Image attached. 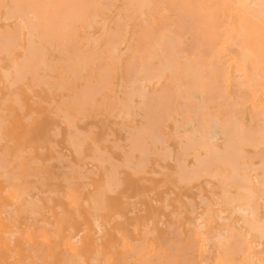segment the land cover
<instances>
[{"label":"bare ground","instance_id":"obj_1","mask_svg":"<svg viewBox=\"0 0 264 264\" xmlns=\"http://www.w3.org/2000/svg\"><path fill=\"white\" fill-rule=\"evenodd\" d=\"M10 20H13L12 23L10 22L9 24H7V22ZM1 22L6 23V29L1 28ZM20 41H25L27 43V46L25 48H21V46H19L20 49H24V55L22 59H19V62H16V60L14 62L13 57H11V48H17V46L20 44ZM2 52H6L7 56L10 55L12 60L10 57L9 59L14 62V64L12 63L13 66H11L13 70H7L5 68L2 69V74H5L3 78H6H4L6 80L5 83H9L10 88L11 85L13 87L16 86V84L18 85L17 80L20 81L21 79V81H23V77L27 79L26 75H30L32 80L34 79L35 81H39V79L46 77L40 80L41 85H43V83L45 85V81L49 77L47 73H45L47 70H50L51 72L53 71V73L55 70L59 72L60 77L58 79L55 78L53 84L58 86V91L69 89V91L72 93V95H70L69 97L65 96L64 99H62L63 102L59 105L61 106L60 109H62L61 112L65 120L67 121V124L69 123L71 126L70 128L68 124L70 135H67L71 137V139L69 140L70 142H72L71 145L73 147H77L74 148L75 153H77L79 157H81L80 154H78L79 152H82V157L85 155V151L83 152L82 148L85 146L84 144L88 142L87 135L90 138L89 140H92V135L89 134L93 132L92 129L96 126H93V128L89 126L91 127V131L85 133H83V131L81 132L80 129L78 130L76 127V132L74 125L75 119L78 117V114H83L81 113L82 111L91 112L99 108V105H101V109L102 106H105L104 108H107L109 115L115 117L114 114L116 113L117 117L123 116L124 120L127 118L129 119V121H132V119L136 118V115L139 114L138 110L141 111L143 120L141 121V124L133 127V130L127 131V133L129 132V134H127L129 135V137L127 138L129 143L127 148H130V150L126 153L128 155L130 154L129 158L131 157V159L125 158V162L128 163L130 161L132 164L130 162L128 164L124 163L125 165L123 166L125 168L129 166L131 170V167L134 164L133 162H135L134 160H137L136 157V159H133V156H136L133 155V152L135 154L136 150L140 152V159L139 161H137L138 163L136 162L137 165L134 164V166H138L141 168L143 167V172L144 169H147L144 167L150 165H143L144 158L146 157L145 160L147 161L151 160V158H149L150 154L161 156L160 159L165 160L164 162L167 163L168 158H170L168 156L171 155L173 159V152L171 153L172 147H170L169 141L170 138H175L179 145V151L177 154L179 155V157L176 158V164H178V166H176V172H178L179 175L178 179L182 183H186V185L189 186L192 185V183H194L195 181L201 180L202 178H208V180H206L205 182L206 185L208 183L212 184V192H210L211 197L213 198V200H215V202H211L209 200L206 201L204 199L206 197L203 196V199H201L206 202L205 205H208V201L210 204L202 213L196 215L195 213H197L199 210L196 211L195 202H193L194 206H191L192 204L190 202H192V199L189 200L186 198L191 204H189V214L194 215L192 226L195 228L193 231L194 242H192V240L190 239L191 244L187 246V248L189 247V251L191 250L190 248H194V251L198 254V257L201 260L200 264H209V260L213 253L211 249L214 248V245L216 247V253L214 255L213 264H264V0H0V53ZM55 54H59L62 60L58 66L52 65L54 64L52 60ZM1 61L4 60H1L0 58V62ZM54 61H56L55 63H57L58 60ZM11 75L13 78L11 77ZM119 75L121 76L120 81L117 80V77ZM19 76L21 78H19ZM53 77L54 76H50V78L48 79H53ZM15 81H17L16 84ZM78 81L82 82L80 87H78L77 85ZM51 83H49L51 85L49 87L51 89L49 90L52 94V88H56V86ZM24 85L27 86V83H25ZM5 89L7 90L6 85ZM29 92H32V90H29ZM98 93L99 95L102 94L101 101L96 98V96H98ZM15 94L17 95L18 93ZM11 96L8 93V95L6 96L8 98H6L7 101L4 98L2 99V102L4 100L6 101L4 102V104L8 101L10 102ZM13 96V98L18 99V95L16 97L15 95ZM20 96L21 95H19V97ZM34 97L35 96H33V98ZM19 100L20 102H22L20 98L18 100H14V102L16 101L15 104L17 103L18 106H22V103L18 104ZM54 101L56 100L54 99ZM43 102L44 101H41V103ZM51 104H53V101L51 102ZM24 108L21 107L20 110L23 111ZM55 109L56 108H54V110ZM60 109L58 110V113H55L56 116L60 115ZM3 110L1 112H3ZM5 111L6 110H4L3 112L4 114ZM1 112L0 114H2ZM9 113L11 114V112ZM33 115L37 114L34 113ZM33 115L31 114V116ZM138 116L140 117V114ZM61 118L63 119V117ZM1 119L2 117L0 118V120ZM24 119L26 121L27 118ZM84 119H86V117ZM84 119H82V121L80 122H83ZM8 120L9 118L5 121ZM171 120H173L175 124L174 131L169 134L167 132L169 126H167L166 124ZM1 121L0 127L2 129L4 119ZM62 124L65 123L62 122ZM124 125L125 124L122 125L121 123V128H124ZM131 128L129 127V129ZM71 129H74L75 131L73 132H76V134L78 133L77 138L79 137L80 142L82 140L80 138L81 135V137L85 135L82 143L85 141V139L87 141H85L83 144L80 143L79 140L74 136L76 134L71 133ZM53 133L54 136L55 133L56 135L62 134L57 129H54ZM71 134L74 136V140H76V142L73 141V136ZM60 135L55 137L60 138ZM113 135L115 137V133ZM1 136L3 137L2 133H0V142H2V140H5L2 139ZM69 136L68 139L70 138ZM111 136L112 134H109L108 137ZM6 138H8V136H6ZM96 139L95 141L92 140V142H98L96 141ZM108 140L105 141L108 142ZM115 141L112 142L115 145L114 147L118 149L117 151H119V147H121L119 145V141L120 143L123 142L122 140H118L117 143H114ZM52 142V146L53 144H57L56 141L53 143ZM102 142L103 141H101L100 143H96L98 145V148H94V146V150L92 149L93 153L95 152V150H97L95 154H97V152L99 151L98 154L95 157L93 155L92 158L91 156H89L90 158L88 157V159H92L93 162L97 161L100 167L103 166V168L106 166V161L107 163H113V165L109 164L112 171L113 169L111 166H113L114 168V165L116 167L119 166V164L111 162L109 159L104 160L105 156L101 157L100 153L104 155V151H101L100 145L102 144ZM9 143L12 145L13 141L10 142L9 140L8 144ZM125 143H127V141ZM81 144L83 145V147H81ZM5 147L4 150L6 149ZM55 147L57 148L58 146L56 145ZM123 148L124 146L121 147L120 150H122ZM27 149V151H29L28 153H30V151L32 150H29V148ZM40 150L41 152H43V149L39 148V151ZM123 150H125V148ZM107 151H105V153ZM24 152L25 154H28L26 151ZM141 152L143 156L145 155L144 158L141 156ZM6 153H0V157L3 155L7 156ZM31 153L33 152L31 151ZM15 154L17 155V152ZM22 154L20 155L22 156ZM58 154L61 153L57 152V155ZM62 154L61 158L58 160L63 159ZM107 154L109 155L110 152H108ZM127 154L124 153L126 157H128ZM110 156L112 157L111 154L109 155V158ZM3 157H1V159L6 160ZM19 157H17L18 160L23 156L21 158ZM69 157L66 156L64 160L67 162L71 161V157ZM141 157L143 158V160H141ZM56 159L57 158L51 157L52 161L50 160L49 162L52 163L53 160ZM88 159L87 161H90ZM110 159L118 162V160L113 157ZM33 160L38 162V159ZM33 160L31 161L33 164L37 163L33 162ZM84 160H86V158H84ZM2 161L3 160L0 161V170L3 169V171H5L7 169L8 166L1 167L4 164H8L9 167L10 165H12V163H8L10 161H3L4 163ZM49 162L47 164H49ZM62 162L63 161L61 160V164H63ZM173 162L175 163V161ZM41 163H43V161H39V164ZM51 163L50 166L52 165ZM74 163L72 162V165ZM120 163L123 164V162L121 161ZM159 163L160 161L158 160L156 166L157 164L160 165ZM29 165L30 164L28 163V166ZM21 166H23V164H21ZM62 166H64V164ZM73 166L72 173H77V171H74L76 170L77 166ZM86 167L87 166L85 164L84 168ZM121 167L119 166L120 169ZM136 167H132L136 169V171L134 170L135 173L133 171V174L136 175L137 173L138 176L142 173L139 172L141 171V169L138 168L137 171ZM157 167H159V169H162L161 165ZM17 168L20 169L19 165ZM65 168L68 170L71 167H68L66 165ZM82 168L80 167V171ZM119 168H117L116 173L118 172ZM164 168L167 169V166H164L162 171L165 170ZM15 169L12 170L13 173L12 171H2L4 173L3 174L0 171V176L1 178L4 177V182H6L7 179H9V182L10 180L14 181V176L16 177L18 175L15 174L16 172L14 173ZM28 169L31 171L30 168ZM115 169L116 168H114V170ZM152 169L154 170V167ZM90 170L91 172H93L92 169ZM90 170L88 169V172ZM155 170H157V168ZM168 170L169 169H167V171L165 170V172H168ZM80 171L79 174H83L84 170L82 171V173H80ZM97 171L98 170H96V172ZM91 172H89V174H91ZM105 172H107V169ZM108 172L110 171L108 170ZM108 172L105 175L107 177L106 186L105 188H103L101 184L100 188H103V193L106 189V191H109L108 194H112V192L116 194L118 189L121 188V186L119 188V185L123 184L121 180L122 174L120 179L119 174L117 177V179H119L122 184H119V181L117 182L116 180L113 182H117V184L119 185L115 183L113 185L110 177H112V175L116 176L117 174L114 173L112 175H109ZM94 173L95 172H93V174ZM152 173L154 174V171ZM65 174L63 175H65L66 179L64 183L66 184L69 180V175L68 172H66ZM147 174L150 175V173ZM161 174H156L155 172V176L157 175V177L159 175L161 176ZM29 175H27L26 177L23 175L22 176L25 178H29ZM85 175L86 173L82 175V177L84 176V179L86 178ZM95 175H97L98 177L97 173ZM115 176H113L114 178L112 177V180H115ZM74 177L75 175L73 174V178ZM82 177L80 175L79 179H81ZM61 178L63 179V177ZM73 178L72 180L75 179ZM45 179L46 176H44L43 178V175H41L39 183H41V180ZM56 179V181L60 180L58 178ZM88 179L90 178L88 177ZM16 180H18L19 182V178ZM75 180L78 179L76 178ZM69 181L71 182V180ZM166 181L168 182L167 179ZM212 181H214V183ZM9 182L6 183L9 184ZM147 182L149 183V181H146L145 184H147ZM170 182L171 181H169V183ZM169 183L168 185H170ZM71 184L73 185L74 183ZM86 184L88 185V187L91 185V187H93V184L85 183L84 185ZM210 184H208L207 186L209 187ZM168 185H166L165 187H167ZM172 185L175 186V184ZM11 186L12 187H10V189L9 187L6 188L7 192H9L8 195L10 194L9 196H11L10 192L13 190L12 193L17 197H13L14 200L18 199L19 197L22 198V196H25L28 193V188H25V186L22 184H15L12 182ZM114 186H117L116 189H118L112 191L111 188H114ZM165 187L163 186V188ZM81 189H83V192H85L84 190H86V188ZM193 189L194 188H191L190 190ZM208 189H210V187ZM50 190L47 192H50L52 194V189ZM183 190L184 188H182L181 191ZM70 191L72 196L69 195V199H74L72 203L77 204V200L79 197H77V194L76 196H73V194H75V190L74 193L72 192V190ZM154 192L155 190L152 193ZM58 193L59 192H57V194ZM104 194L102 197V195L99 194L98 191V198L96 197V192L94 194L95 196L92 195V197L90 195L92 202H94L96 198V200H98L95 201L93 205L97 206L98 203L99 206L92 209L96 210L97 208V213L100 210L101 205L104 206L110 201L109 200L107 203L104 201L105 197H107L104 196ZM139 195L136 196V198H139ZM31 196H28L29 199L31 198ZM147 196H149V194H147ZM167 196L170 197V195ZM82 197L83 196H81V199L79 198V203L82 200ZM169 197L167 198V200H165L166 206V202L168 201ZM48 198L49 197H47V199ZM50 198V202H54ZM76 198L77 200H75ZM99 198L103 199H101L102 202L99 201ZM136 198L133 199L135 200ZM123 199H127V197ZM14 200L12 199V201ZM35 200H33L32 205V199H30V204L28 202L29 200H27V204L31 207L25 204L22 206H25V209H21L24 212L25 210H27L26 207H29L31 209L34 205ZM138 200H136L135 202L137 203ZM179 200L182 201L181 198ZM179 200L177 199V201ZM36 201L39 202V199ZM155 201L156 200L154 199V202ZM180 201L179 203L181 204ZM135 202H131V204H136ZM72 203L70 204L71 208H69L71 210L73 205ZM85 203L89 205L88 201H86ZM38 204H36V207H38ZM185 205L184 207L180 206V209L186 208ZM201 205L199 206L201 207ZM213 205H216V209ZM41 207L45 208V206ZM171 207L172 206L168 208L167 206L165 208H168L170 210ZM4 208H8L9 211H12L10 206H7L3 207V210L6 211L4 213L9 212H7V210ZM44 208L43 210L45 211ZM62 208L59 207V210ZM109 208H111V205ZM104 209L106 210V208ZM15 210H13V214H17V211ZM62 210L60 214L64 215L63 213L66 210H63V213ZM32 211V214L35 213V211ZM103 211H101V214ZM28 212L31 217L29 210ZM69 212L70 211H68L67 213ZM140 212L142 211H139V213ZM4 213L3 215H6ZM67 213H65L64 218L70 216V214L73 212L69 213V215H67ZM79 213L80 212H78L77 215ZM130 213L132 214L134 212ZM73 214L72 215L74 218L75 213ZM8 215L10 214L8 213ZM55 215L52 217L56 218ZM34 216L35 214H33V219ZM36 216H38L39 218L43 216V213H41V215L39 213H36ZM82 216H80L79 218H81ZM115 216L114 218H116ZM119 216L118 219L120 218L121 220V217ZM93 217L95 216L93 215ZM178 217H182V215L180 216V214H178ZM1 218L2 217L0 216V238L4 239L7 234L11 235L12 233L14 236L15 232L17 234V227L14 228L16 230L15 232L12 231L13 226L15 227V223L10 222L9 225H7ZM8 218H10V216ZM109 218L110 217H108V219ZM15 219L16 218L14 215V220ZM66 219L68 220V218ZM92 219H95V223L97 224V226L99 225V232H101L102 236H105L107 232V225L105 221L101 223L100 220H102V217L99 218L97 216L96 218ZM163 219H165V217H163ZM133 220L131 221L133 222ZM65 221L66 220L64 219V222ZM70 221L73 222V220L71 219ZM76 221L77 220H75V222ZM188 221L187 226L188 224H190V222L188 223ZM29 223L31 222L29 221ZM61 223L63 229V222L61 221ZM61 223L59 228L61 227ZM73 223L71 225H73ZM161 223L162 221L160 222V224ZM35 224H37V219ZM47 224V226H50L49 223ZM44 225L46 226V224ZM75 226L77 225L74 224V227ZM54 227L56 226H52L51 228ZM74 227L70 226L71 233L74 231ZM29 228L31 229L32 227ZM30 229L26 232H28L27 237L31 241L33 239V235ZM43 230L39 229L40 232ZM155 230L152 231V234L153 232H155ZM39 231L37 233H40ZM67 231L66 233H69ZM172 231L173 229L171 230V232ZM90 233L91 232L87 230L86 236H89ZM119 233L123 234L124 232L121 231ZM172 233L175 234V232ZM41 234H43L46 237L45 240H47V233ZM41 234H39L38 237L43 236ZM50 234H53L57 238L60 235V230L58 229V231ZM71 235L69 233L63 236L65 246H67V248L71 251V255L74 259L73 263L77 262L79 264H83L86 260V256L83 252L85 242H83V239H81L80 237H78L79 239L77 238V240H74ZM119 235L121 236V234ZM123 235H125V233ZM22 236L23 235H21V237ZM34 236L36 237V234ZM10 237L12 238V235ZM6 238H8V236H6ZM177 238L180 240V238L182 237ZM7 240H9L10 243L14 242L13 239V242H11L10 239ZM144 240L145 239H143V241ZM150 243L151 242H149V247ZM211 243H213L214 245L210 249L209 245ZM43 244L44 243H41V247H43ZM126 244L128 245L130 250L129 257L134 255L136 256L139 251L141 252L142 250L143 252L145 248H147V243L144 245V247L146 246L145 248L141 245H138L140 244V241L136 242V245H138L136 248L135 246L133 247L132 245H130V243L128 244V242ZM185 245L187 244L185 243ZM38 247H40V244ZM101 247L102 246H98L97 253L93 255L94 257L95 255H97V257H95V259L92 257L93 260L91 261L95 262V264H102L101 262L104 259L105 264H114L113 258L111 256H104V252ZM36 250L41 251L43 249L40 250L38 248L35 249V251ZM153 250L154 253L147 258L145 257L148 256L149 253L146 254L145 257H143L144 255H140V259L135 260L138 261L135 264H172V261H174V264H179L176 259L173 260L174 258H178L176 255L166 260L163 253L158 252L155 248ZM177 251L182 250L178 249L176 250V252ZM31 252L33 256L36 253L34 251ZM47 253V251L45 253L43 252V254L45 255H47ZM13 257L14 256L12 255L11 259H13ZM72 257H68L70 259L66 257V260L68 259L71 261ZM184 257L186 259L185 255ZM198 257L195 256V258ZM48 259L49 258H47V260ZM36 261L38 260L36 259ZM192 261L190 260L189 264ZM186 262L188 261L186 260ZM69 263L73 264L72 261ZM27 264L30 263L27 262Z\"/></svg>","mask_w":264,"mask_h":264},{"label":"rangeland","instance_id":"obj_2","mask_svg":"<svg viewBox=\"0 0 264 264\" xmlns=\"http://www.w3.org/2000/svg\"><path fill=\"white\" fill-rule=\"evenodd\" d=\"M12 21L13 20L8 21L7 24H9L10 22L12 23ZM5 24H6L5 22H1V25H2L1 28L6 29ZM19 46H21V48H25L27 46V43L25 41H20V44L17 46V48L16 47H15V49L11 48V50H12L11 57H13V59H14L13 61L14 62H15V60H16V62H19V59L20 58L22 59V57L24 55V49H20ZM5 53H3V52L0 53L1 60H4V61L0 62V67H1L0 68V108L2 110L3 109L6 110L5 114H4L3 113L4 110H3V112H1L2 110L0 109L1 110L0 112L2 113V114H0V118L2 117L1 120L4 119V122H3L4 125L2 124V129L0 127V129H1L0 133H2V135H3V137L1 136L2 139H5V140H2V142H0V153L1 154L2 153H6V152H8V153H6L7 156H4V155H3L4 157L1 156V157L5 158L6 160L1 159V157H0V161L1 160L5 161V162L6 161H10L8 163L9 164L12 163V165H10V167H9L8 164L7 165L4 164L1 167H3V166L7 167L8 166L9 168L7 167L6 170L4 169L5 171H3V169L0 170V171L1 172L2 171L3 172H6V171L11 172L13 169L17 168L18 165H19L21 170L18 169V168L14 170V173L16 172L15 174H18V175L20 174V175L19 176L17 175L18 177L14 176V178H15V179H13L14 181L10 180V182H9V179H7L6 182H9V184L4 182V177L1 178V176H0V206H1L0 207V210H1L0 211V216L2 217L1 219L7 225H9L10 222L15 223L14 224L15 227L13 226L12 231L15 232L17 230V234H16V232L14 233L15 237L13 236V233H12L11 234L12 238L10 237L11 235H8V234L6 235V236H8V238H6V236L4 237V239L0 238V242H1L0 243V247H1V249H0V251H1L0 252V264H14L15 262H16L15 264H27V262L30 263V264H35V263H38V264H40V263L41 264H53V263L54 264H71L69 262L72 261V263H73L74 259H73L72 255H71V251L67 248V246H65V241L63 240V236L67 235L69 233H70V235L74 233L73 235H71L74 238V240H77V238L80 237L81 239H83V242H85L83 252H84V254L86 256V260H85V262L83 264H91V263L95 264V262H93L91 260H93V258L95 259V257H97V255H95V257L93 255L95 253H97L98 246H102L101 249L104 252V256L108 255V256H111L113 258V263L114 264H129V263L135 264L136 262H138V261H135V260H139L140 259V255H144L143 257H145V255L149 253L148 256L145 257V258H147L151 254H153L154 253V250H153L154 248L158 252L163 253V255L165 256L166 260H168V258H171L174 255H176L178 258H174L173 260L176 259V261H178L179 264H187V263L189 264L190 260L191 261L193 260L192 262H190V264L191 263H193V264H198L199 263L200 264L201 260L198 257V254L194 251V248H190L191 249L190 251H189V247L187 248V246H189V244H191V242H190L191 240H192V242H194L193 241V238H194L193 231L195 229L192 226V223H193L192 220H193V216L194 215L193 214H191V215L189 214L190 205L192 204L191 206H194L193 202H195L196 211L199 210L197 213H195L197 215L199 213H202L207 208V206L210 204L209 201L215 202V200H213V198L211 197V192H212V189H211L212 187L211 186H212V184L208 183V184H210V186H209L210 189H208L209 188L207 186L208 184L206 185V182H205L206 180H208V178H202L201 180L195 181L194 183H192V185H189V186H187L186 183H182L178 179L179 175H178V172H176L177 171V169H176L177 167L176 166H178V164H176V162H177L176 158L179 157V155H177L178 151H179V145H178L177 140L175 138H172V139L170 138L171 142L169 141V145H170V147H172V150H173V151L171 150V153L173 152V154H172L173 159H172L171 155L168 156L171 159L167 157L168 158V161H167V158H166L167 163L164 162L165 160H161L160 159L161 156H158V155H155V154H153V155L150 154L149 158H151V160L147 161V160H145L146 159L145 155L143 156V154L141 152V156L143 158L145 157L143 165L150 164L149 166H145L144 167V168H147V169H144V172L146 174L142 170L143 167L141 168V167H138V166L137 167L134 166V164L137 165V163H138L137 161H139V159H140L139 158L140 152H138V150H136L135 154L133 152V155H136V156H133V159L137 158V160H134L135 162H133L134 164H133L132 167H136L137 171H138V168H140L141 171H142V172L139 171L142 174H140L138 172L140 175L137 176V173H136V175H134L133 171L134 170L136 171V169L131 167L132 163L130 161L129 162L131 163L130 167H131L132 171L130 170L129 166L127 167V165H126V167L129 168V169H127L123 165L129 163V162L128 163L125 162V158L131 159V157L129 158L130 154L128 155L126 153L127 151L130 150V148H127L128 145H129L128 140H127V138L129 137V135H127V134H129V132L127 133V131L128 130L131 131V130H133V127L138 126V125L141 124V121H143L142 120V116H141V111L138 110V113L140 114V117L138 116L139 114H137L136 118L133 117L134 119H132V121H129V119H127V118L124 120L123 116H118L117 117L116 113L114 114L115 117L109 115V112H108L107 108H104L105 106H102V109H101V105H99V108H97V109H95V110H93L91 112L82 111L81 112V113H83L82 115L78 114L77 115L78 117L75 119V122H74L75 129L77 127L78 130L80 129L81 132L83 131V133H85V132H90L91 131L90 130L91 127L93 128V126L94 127L96 126L95 128H97V129L93 128L92 129L93 132L90 133L89 135H92L91 139L94 140V141H95L96 138H97L96 141H98L99 143L101 141H103L102 144H100V145H101V151L102 150L104 151V153H103L104 155H102V153H100L101 157L105 156L104 160L109 159L111 162L119 164L120 167L122 165V167L120 169L119 166L115 167V165H114V168H116L114 170L113 166H111L112 169H113L111 171V168H110V165H109L111 163H109V162L107 163V161H106V164H105L106 166L103 168V166L100 167V165L97 163V161L93 162L92 159L91 160L88 159L89 156H91V158H92L93 155L95 157L98 154L99 151L97 152V154H95V152L97 150H95V152L93 153V150H94L93 147L95 146L94 148H96L98 146L96 143H98V142L94 143V141L92 142V140H89L90 138L88 137V135L86 133L88 142H86V144H84L85 146L83 147L82 144L85 141H87L85 139V141L82 143V140H83V138H85V135L83 137H81L82 135L80 136V138L82 139L81 142H80L79 137L77 138L78 133L76 134L77 129H76V132H73L75 130L71 129V133L72 134L75 133L76 135H74V136L79 140L80 143H82L81 147H83L82 148L83 152L85 151V155L83 157H82V154H81L82 152H79L78 154H80V156H81V157H79L77 155V153H75V148L74 147H76V146L73 147L71 145L72 142L69 141L71 139V137L69 136L70 135L69 134L70 133L69 132L70 131V129H69L70 124L68 123L69 124V126H68L67 121L65 120L64 116L62 115V112H61L62 109H60L61 106L59 105L60 103L63 102L62 99H64L65 96L69 97L70 95H72V93L69 91V89L68 90L64 89V90H59L58 91V86L53 84L54 83L53 81H55V78L58 79L60 77L59 76V72L55 70L54 73H53V71L51 72L50 70H47L45 73H47V75L49 76L48 78H50V76H54V77H53V79L52 78L51 79L47 78L48 80L46 79L45 85H44V83H43V85H41L40 80L44 79L46 77L41 78V79L38 78L39 81H37V80L35 81L33 79L35 81L34 82L30 75H26L27 79L25 77H23L24 78L23 81H21V79H20L21 82L19 80H17L18 81V85L16 84L17 81H15L16 86L13 87L11 85V88H10L9 87V83H7V82L5 83V81H6L5 79L6 78L5 77H4L5 79L3 78V76H5V74L4 73L2 74V72H3L2 69H4V68L7 69V70L12 69L11 66H13L14 62L11 61L12 58L10 57V55L7 56V53L6 54ZM9 57L11 58V60L9 59ZM54 60H58L57 63H55L56 61H54ZM52 61L54 63L52 65L58 66L59 63L62 60H61L59 54H55ZM20 76H24V75H20ZM20 76H19V78H21ZM11 77H12V75H11ZM120 79H121V76L119 75L117 77V80L120 81ZM1 82H2V84H1ZM46 82H47V84H46ZM25 83H27V86L24 85ZM49 83H51L54 86H56V88H54L53 85H52V87H53L52 88V94L50 93V90H49V89H51V88H49L51 86ZM81 84H82V82L78 81V83H77L78 87H80ZM5 85L7 86V90L5 89ZM13 85H14V82H13ZM27 88H28V90H27ZM29 90H32V92H29ZM41 90H43V91H41ZM8 93H9L10 96L12 95L10 97L11 100L9 99L10 102L8 101L7 103L4 104V102H6L7 99H8L6 97L8 95ZM15 93H18L17 94L18 95V99L20 98L21 101H22V102H20V100H19L18 104L22 103V106L21 105L18 106L17 103L15 104L16 101L14 102V100H18L17 98L16 99L13 98L14 97L13 95H15V97L17 96ZM19 95H21V96L19 97ZM33 96H35V97L33 98ZM4 98H5L6 101L4 100L2 102V99H4ZM53 98L56 101H54ZM96 98L99 101H101L102 94L99 95V93H98V96H96ZM30 100H33V101H30ZM40 100L44 101L46 103H44V102L41 103ZM52 101H53V104H51ZM54 102H56V103H54ZM23 104H24L25 108L23 107ZM21 107L24 108L23 111L20 110ZM54 108H56V109L54 110ZM59 109H60V115L56 116L55 113H58ZM9 112H11L12 117H11V114ZM34 113L37 114V115H33ZM31 114L33 116H31ZM5 115L6 116L10 115V116L6 117ZM28 115H29V117H28ZM84 116L86 117V119H84L85 118ZM61 117H63V119ZM120 117H122V118H120ZM8 118H9V120L5 121ZM24 118H27L26 121H25ZM117 118H119V119H117ZM82 119H84L83 122H80V121H82ZM62 122L65 123V124H62ZM28 123H29V125H28ZM114 123H115V126H114ZM121 123H122V125L125 124L124 125L125 126L124 127L125 130H124V128H121ZM174 124L175 123H174L173 120L167 122L166 125L169 126V129L167 130V132L169 134L174 131ZM55 126L58 127V128H56ZM89 126H91V127H89ZM129 127L130 128L132 127V128L129 129ZM59 128H61V129H59ZM70 128H71V126H70ZM72 128H73V126H72ZM54 129L55 130L57 129L60 133H62L61 134L62 136L59 134L60 138L59 137H57V138L55 137V136H59L58 134L56 135V133H55V136H54V133H53ZM114 133H115V137L113 135ZM67 134H69V135H67ZM95 134H96V136H95ZM109 134L110 135L112 134V136L108 137ZM6 136H8V138H6ZM68 136L70 137L69 139H68ZM74 136L72 137V139H73L74 142H76V140H74ZM108 138H109V140L111 142L108 140ZM9 140H10V142L13 141L12 145L10 143H9L10 145L8 144ZM105 140H108V142L105 141ZM118 140H122L123 143H120V141H119V145L121 147L124 146L126 151L123 150L124 149L123 148L122 149L123 152H122V150H120L121 147H119V146H118L119 147V151H117L118 149L114 147L115 145L113 144L112 141H115L114 143H117ZM52 141L53 142L56 141V143H57L56 145L58 147H60V148H58V147L56 148L55 147L56 145L53 144V146L55 148L54 149L52 144H51ZM126 141H127V143H125ZM116 145H118V144H116ZM30 146H31V148H30ZM4 147L6 148L5 150H4ZM45 147H46V151H45ZM19 148H20V150H19ZM27 148H29V150L32 149L31 151L33 153H31V151H30V153H28L29 151H27L28 150ZM39 148L43 149V152H41V150L39 151ZM104 149H106V150H104ZM98 150H100V149H98ZM15 151L17 152L18 156L15 154L16 153ZM24 151H26L28 154H25ZM105 151H107V152L105 153ZM21 152L22 153L24 152V153L22 154ZM57 152L61 153V154L64 152L62 154V158L63 159H61L63 161L62 163L64 164V166H62L63 164H61V160H58V159L61 158V154H58L59 155V158H58ZM108 152H110L112 157L115 158L116 160H118V162L114 161L113 159H110L112 157L110 156V158H109L110 154L108 155L107 154ZM124 153L127 154L128 157H126L124 155ZM20 154H22L23 157ZM106 154H107V156H106ZM19 156H21L22 158L19 157ZM66 156L67 157L70 156L71 158L70 157L69 158H70L71 161H69V162L65 161L64 159H65ZM17 157L21 158V159H19L20 161L17 159ZM51 157L52 158H57L56 159L57 161L53 160L52 163L49 162L51 160ZM142 157H141V160H143ZM14 158L16 159V162H15ZM84 158H86V160H84ZM33 159H36V160L38 159V162L34 161ZM87 159L90 160V161H87ZM128 159H126V160H128ZM32 160H33V162H37V163L33 164L31 162ZM158 160L160 161L159 164L161 165L162 169L161 168L159 169V167H157V166H160V165L157 164V166H156V163L158 162ZM171 160H172V162H171ZM26 161H28V162H26ZM39 161H43V163L39 164ZM46 161H48L49 164H47L48 162H46ZM120 161L123 162V164L120 163ZM173 161H175V163ZM72 162L73 163L75 162L73 164L74 166L72 165ZM28 163L30 164L29 165L30 167L28 166ZM50 163L52 164L51 166H53V167L50 166ZM21 164H23V166H21ZM85 164L87 166L86 168H84ZM66 165L68 167L70 166L71 170L70 169L67 170L65 168ZM111 165H113V163ZM72 166L73 167H76V166L78 167V168L76 167V170H74V171H77V173H74V172L72 173V170H73ZM164 166L165 167L167 166V169H169L171 171L168 170V172H165V170L167 171L166 168H164L165 170L162 171ZM58 167H59V169H58ZM80 167L81 168L83 167L81 169V171H80ZM153 167H154V170L152 169ZM28 168H30L31 171ZM105 168L107 169V172H108V170L110 171V172H108L109 175L110 174L112 175L114 173L117 174L116 176L112 175V177L115 176V180L114 179L112 180V177H110L111 182L117 180V182L119 181V184L120 183L122 184V182L124 184V185L122 184L123 185L122 186V185L117 184V182H113V185L115 183V184L119 185V188L121 186L120 189L117 188L118 191H117L116 194L113 193V192H112V194L111 193L108 194L109 191L108 190L106 191V189L104 191V193L106 195L103 193L102 189L105 188V186H106V178H107L105 176L107 174V172H105L106 171ZM117 168H119L118 169L119 173L118 172L116 173ZM156 168H157V170H155ZM39 169H40V171H39ZM88 169L89 170L92 169V171L95 172V173L93 174V172H91V170H90L89 172H91V174H89ZM103 169H104V171H103ZM60 170H62V171H60ZM78 170L80 171V173H82V171L84 170L83 174L86 173L85 176H86L87 179L86 178L84 179V176L82 177L83 174H79ZM96 170H98V171L96 172ZM135 171H134V173H135ZM153 171H154V174L152 173ZM174 171H175V173H174ZM66 172H68V175H69L68 177H69V180H71V182L67 179L68 181L65 184L64 181L66 179L65 178V175H66L65 173ZM87 172H88V176H87ZM122 172L125 173V174H123ZM155 172H156V174L157 173H159V174L163 173V174H161V176L159 175L157 177V175L155 176ZM12 173H13V171H12ZM29 173H30L31 177H30ZM39 173H41V174H39ZM96 173L98 174V177H97V175H95ZM147 173H150V175H148ZM176 173H177V175H176ZM3 174H2V176H3ZM63 174H65V175H63ZM73 174L75 175L74 178L75 179L77 178L78 180H75L73 178ZM118 174H119V179L121 178V174H122V178H121L122 182H120V180L117 179ZM22 175L25 176V177L27 175H29V178L28 177L25 178ZM41 175H43V178H44V176H46V179L45 180H41V183H39V181L41 179ZM80 175H81V177L83 179L82 178L79 179ZM32 176H34V177H32ZM56 176H58V177H56ZM35 177H37V178H35ZM61 177H63V179ZM88 177L90 179H88ZM5 178H7V177H5ZM18 178H19V182H18V180H16ZM56 178H58L60 180L56 181L57 180ZM72 178L75 181L72 180ZM166 179L168 180V182L166 181ZM146 181H149V183L147 182V184H145ZM169 181H171V182L169 183ZM12 182L15 183V184L24 185L25 188H28L27 192L29 194L27 193V195L22 196V198L17 195L19 197L18 198L19 200L18 199L14 200L13 197H16V196L12 193L13 190L10 192L11 196H12L11 197V196H9L10 194L8 195L9 192H7V188H6V187H9V189H10V187H12L11 186ZM68 182H69V185H68ZM84 182L93 184V187H91L92 185L89 186V187H88L87 184L84 185L85 184ZM165 182H167V183H165ZM212 182L214 183V181H212ZM44 183H46L47 185L44 184ZM71 183H74V184L72 185ZM162 183H163V185H162ZM168 183L170 185H168ZM101 184H102L103 188L102 187L100 188ZM108 184H109V182H108ZM172 184H175V186L172 185ZM45 185H46V187H45ZM166 185H168V186L165 187ZM33 186L35 187V189H34ZM163 186L165 188H163ZM87 187H88V189H87ZM116 187L117 186H114V188L112 187L111 188L112 191L113 190L114 191L117 190ZM178 187H179V190H178ZM67 188L72 190L73 193H74V190H75V194H73V196L74 195L76 196V194H77V197H79L80 199H81V196H83L82 200L80 201V203L78 202L79 198H78V200H77V198L75 199V200H77V204L78 205L80 204L79 206L77 204H73L72 203L74 199L73 200L69 199L70 196H72V195H71V191L69 189H67ZM81 188H86V190H84L85 192H83V189H81ZM99 188H100V190H99ZM182 188H184L183 191H181ZM191 188H194V189L190 190ZM33 189H34V191H33ZM50 189H52V194L50 192H47ZM157 189H159V190H157ZM154 190H155V192L152 193ZM53 191H54V193H53ZM98 191H99V194L102 195V197H103V194H104V196H107L104 199V201L106 203L110 200L109 203H107L104 206H102L100 204L101 205V208L99 207L100 210L102 209L101 211H103V210L105 211V212L104 211L102 212V214L104 213L103 214L104 216L101 214L100 210L97 213V211H96L97 208H96V210H92L95 207L99 206L98 203H97V206L93 205V203L95 201H98V200H96L98 198L97 197L98 196ZM129 191H131V192H129ZM44 192H45V194H44ZM57 192H59V193L57 194ZM95 192L97 193V195H96L97 198L96 197H95L96 199L93 198V199H95V201L92 202L91 201L92 199L90 197L92 195L95 196L94 195ZM176 192H177V194H176ZM181 192H182V194H181ZM31 193H32V196H31ZM41 193H43V194H41ZM55 193L58 196H56ZM46 194H48V195H46ZM147 194H149V196H147ZM174 194H175V196H174ZM138 195H139V198L138 197L136 198V196H138ZM167 195H170L171 198L169 196H167ZM28 196H31V198H30V199H32L31 205L33 204V200H35V199L36 200L39 199V202H43V203H39V202H37L35 200L36 203L34 201L33 207L31 209L29 207H26L27 210H25V212H24L22 209H25L24 208L25 206L24 207H22V206L27 204V200H29L28 202L30 204V199H29ZM46 196L49 197V198L51 197L50 199L52 201H54V202L51 203L49 198L47 199ZM184 196H186V197H184ZM203 196L206 197V198H204L206 201L209 200L208 201V205H205L206 202L202 200ZM10 197L14 201H12V199ZM126 197H127V199H123V198H126ZM168 197H169V199H168V201L166 203H167L168 208L170 206H172L170 208V210L168 208H167L168 210L165 208V207H167L166 204H165V200H167ZM198 197H199V199H198ZM1 198H2V201H1ZM133 198H136V199L134 200ZM149 198H150V200H149ZM180 198H181L182 201L179 200ZM186 198L189 199V200L192 199V202H190L191 204L188 202V200ZM67 199H68V202H67ZM101 199L99 198V201L102 202L103 199L102 200ZM131 199H133V200H131ZM154 199L156 200L155 202H154ZM177 199L181 202V204L179 203V201H177ZM193 199H194V201H193ZM85 200L89 202V205L87 203H85L86 202ZM136 200H138L137 203L135 202ZM202 201L204 203V206H203ZM131 202H133V203L135 202L136 204H131ZM159 202H160V204L162 202L163 203L160 205ZM176 202H178V203H176ZM67 203H68L69 206L67 205ZM71 203L73 204L72 205V210L69 209V208H71L70 207ZM139 203H140V205H139ZM36 204H38V207H36ZM157 204H159V205H157ZM179 204H180L181 207H184V205L186 204L185 205L186 208L180 209L181 207L179 206ZM110 205H111V208H109ZM117 205H118V207H117ZM199 205H201V207ZM7 206H10V208L12 206L14 207V208L13 207L11 208L12 211L11 210L9 211L8 208L7 209L4 208V209L7 210V212L9 211L8 213L10 215H8V213H4L6 211L3 210V207H7ZM28 206H30V205H28ZM41 206H45V208L41 207ZM213 206H215L214 208L216 209V205H213ZM59 207H61V208L63 207L62 209L66 210V211L64 212L62 209L59 210ZM43 208L45 209V211L43 210ZM104 208H106V210ZM195 208H194V210H195ZM217 208H218V206H217ZM15 209H17V210H15ZM13 210L17 211L16 212L17 214H13L12 213ZM28 210L30 211L31 217L29 215ZM32 210L33 211L36 210L35 213H33V214H35L34 219H33V214L31 213ZM40 210H43L44 212L40 211ZM61 210H62V213L64 212L63 213L64 215L68 211H70L69 213H71V212L75 213L74 218H73V215H74L73 213H71L70 216L66 217L67 215H69V213H67V215L65 216L66 218H68V220H67L66 218H64V215L60 214ZM143 210H144V212H143ZM180 210H181V213H180ZM139 211H142V212L139 213ZM184 211H185V213H184ZM78 212H80L79 213L80 216L83 215L82 216L83 218L82 217L79 218L80 217L79 214L77 215ZM130 212H134V213L131 214ZM3 213L6 214V215H3ZM36 213H39L40 215H41V213H43V216L38 218V216H36ZM47 213L48 214L50 213V214L48 215ZM90 213H91L92 217H91ZM183 213H184V215H183ZM99 214H100V216H99ZM178 214H180V216L182 215V217H178ZM14 215H15V218H16L15 220H14ZM54 215L56 216V218L52 217ZM93 215L95 217H93ZM119 215H121V216H119ZM174 215H175V217H174ZM9 216H10V218H8ZM97 216L99 218L102 217V220H100L101 223H103L105 221V223L107 225L106 226L107 232H106L105 236H102L101 232H99L100 229H98L99 225L97 226V224L95 223L96 221H94L95 219H92V218H96ZM114 216L117 218V220H116V218H114ZM118 216L121 217V220H120V218L118 219ZM139 216H140V218H139ZM61 217H62V219H61ZM108 217H110V218L108 219ZM145 217H146V219H145ZM163 217H165V219H163ZM35 218L37 219V224H35L36 223V219ZM51 218H53V219H51ZM63 218L66 220L65 222H64ZM30 219H32V220H30ZM70 219L73 220L74 223L71 222ZM74 219L77 220V221L75 222ZM131 220H133V222ZM144 220H145V222H144ZM17 221H18V223H17ZM29 221L31 223H29ZM61 221L63 222V229H62ZM111 221H112V223H111ZM161 221H162L163 224L162 223L160 224ZM187 221H188V223L190 222V224H188V226H187ZM43 222H45V223H43ZM70 222H71V224L73 223V225H71ZM107 222H108V224H107ZM109 222L111 223V225H110ZM151 222H152V224H151ZM47 223H49L51 227L52 226H56V227L51 228L50 226H47L48 225ZM60 223H61V227L59 228ZM146 223H148V224H146ZM44 224H46V226ZM74 224H76L79 227H77V226L74 227ZM95 224H96L97 227L95 226ZM70 226L74 227L73 228L74 231L72 233H71ZM16 227H17V229L15 230L14 228H16ZM29 227H32V228L30 229ZM29 229H30V231L32 232V235H33V239L31 241L27 237L28 236V234H27L28 232H26ZM39 229L40 230L44 229V230L40 232ZM58 229L60 230L59 237L56 238L53 234L52 235L50 234V233H53L55 231H58ZM172 229H173L172 232H175V234L171 232ZM18 230L20 231V233H19ZM87 230L89 232H91L89 236H86V231ZM92 230H94V231H92ZM154 230H155V232H153V234H152V231H154ZM178 230H180V231H178ZM38 231L40 233H37ZM66 231L69 232V233H66ZM121 231H123L125 233V235H123L124 233L123 234L119 233ZM21 232H22V234H21ZM18 233L23 235L24 237L23 236L22 237L24 239ZM41 233H47V235H48L47 240H45L46 237L43 234H41ZM118 233L121 234V236ZM149 233H150V235H149ZM35 234H36V237L34 236ZM39 234H41L43 236L40 235L41 237H38ZM97 234H99V235H97ZM104 237H106V238H104ZM177 237H182V238H180V240H179ZM165 238H167V239H165ZM183 238H184V240H183ZM7 239H10L11 242H13L12 241V239H13L14 240V242H13L14 245H13V243H10L9 240H7ZM143 239H145V240L143 241ZM167 240H168V242H167ZM185 240H186V242H185ZM188 240H189V242H188ZM123 241H124V243H123ZM137 241H140V244H138V245H141L142 247H144V245L147 243V245H146L147 248H145L146 247L145 246L144 247L145 250L143 252H142V250H141V252L137 251L138 254L136 256L132 253L134 256H130L129 257V251L130 250H129V247H128V245L126 243L127 242H128V244L130 243V245H132L133 247L135 246V248H136L138 246V245H136ZM149 242H151L150 243V247L151 248L149 247ZM41 243H44L43 247H41ZM121 243H123V244H121ZM172 243H173V245H172ZM185 243L187 245H185ZM25 244H27V245H25ZM39 244H40V247H38ZM124 244H125V246H124ZM213 245H214L213 243H211L209 245L210 249H211V247ZM193 246H194V244H193ZM173 247H175V248H173ZM184 247H185V249H184ZM34 248L35 249L39 248L40 250L43 249L41 251H43L44 253L47 251L48 253H47V255H45L41 251H37V250L35 251ZM114 249H116V250H114ZM178 249L182 250V251H177L176 252V250H178ZM215 249H216V247L214 245V248L211 249L213 253H212L211 258L209 260V264H213V262H214V255L216 253ZM151 250H153V251H151ZM31 251L36 252L34 256L32 255ZM164 251H166V252H164ZM48 254H49V257H48ZM180 254H181V256H180ZM193 254H194V256H193ZM12 255L14 256L13 259H11ZM184 255L186 256V259H185ZM35 256H37V257H35ZM195 256L198 257V258H195ZM66 257L67 258L68 257H72L71 261L68 260L70 258H68L66 260ZM47 258H49V259L47 260ZM26 259H27V261H26ZM36 259L38 261H36ZM186 260L188 262H186ZM47 262H50V263H47ZM172 262L171 263L174 264V261H172ZM101 263L105 264V260L103 259ZM73 264H79V263L76 262V263H73Z\"/></svg>","mask_w":264,"mask_h":264}]
</instances>
